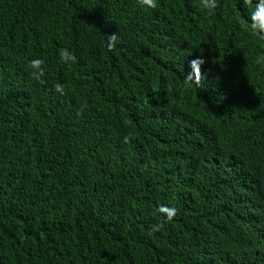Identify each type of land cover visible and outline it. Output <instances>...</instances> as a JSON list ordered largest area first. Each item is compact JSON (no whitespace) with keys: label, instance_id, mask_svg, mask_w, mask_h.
Instances as JSON below:
<instances>
[{"label":"trees","instance_id":"obj_1","mask_svg":"<svg viewBox=\"0 0 264 264\" xmlns=\"http://www.w3.org/2000/svg\"><path fill=\"white\" fill-rule=\"evenodd\" d=\"M157 2L0 0V264H264V40L238 22L252 6Z\"/></svg>","mask_w":264,"mask_h":264},{"label":"clouds","instance_id":"obj_2","mask_svg":"<svg viewBox=\"0 0 264 264\" xmlns=\"http://www.w3.org/2000/svg\"><path fill=\"white\" fill-rule=\"evenodd\" d=\"M136 3L137 6L143 10H154L158 7L157 0H136ZM243 3L245 6H252V11L250 12L249 20L239 19L238 22L243 25L246 31L259 37L261 40H264V0H257L255 5H253V0H243ZM198 7L202 8L209 14H213L214 10L219 7V4L217 0H199ZM117 41L118 36L115 32L109 34L105 42L107 50L113 51L116 47ZM59 59L61 63L70 66L69 62H75L77 57L67 48H63L59 51ZM205 62L206 60L202 55L188 61L191 71L183 76V82L186 86L191 87L195 85L200 87L203 84L205 81V73L201 71V65ZM254 63L264 66V53L256 57ZM43 64L44 61L39 58H33L28 61V66L31 69L30 76L41 84L44 83L43 77L45 76V71L42 67ZM54 91L63 95L65 90L62 84L57 83L54 85ZM130 140L131 137L129 135H126L123 138L124 143H129ZM156 212L163 214L164 219L170 222L176 216L177 209L167 205H159ZM162 227V223L157 224L151 231H159Z\"/></svg>","mask_w":264,"mask_h":264}]
</instances>
